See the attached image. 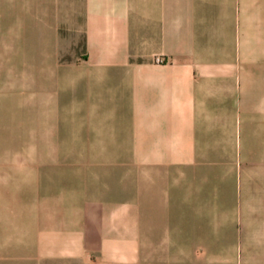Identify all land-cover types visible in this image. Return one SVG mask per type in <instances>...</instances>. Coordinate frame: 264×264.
<instances>
[{
	"label": "crops",
	"instance_id": "1",
	"mask_svg": "<svg viewBox=\"0 0 264 264\" xmlns=\"http://www.w3.org/2000/svg\"><path fill=\"white\" fill-rule=\"evenodd\" d=\"M0 1V46L62 68L58 127L100 147L89 169L50 171L41 156L24 254L0 259L264 264V0H211L213 14L210 0ZM210 49L223 58L193 56Z\"/></svg>",
	"mask_w": 264,
	"mask_h": 264
},
{
	"label": "rangeland",
	"instance_id": "2",
	"mask_svg": "<svg viewBox=\"0 0 264 264\" xmlns=\"http://www.w3.org/2000/svg\"><path fill=\"white\" fill-rule=\"evenodd\" d=\"M201 5L211 14L217 11L211 0ZM11 12L10 3L0 1V31L9 30ZM43 52L0 46V250H16L19 254H24L20 249L25 243L26 205L40 200L41 156L50 155V171L89 169L97 163L89 162L86 153L100 148L68 144L72 142L73 127L59 129L63 114L58 100V76L63 71L52 59L49 64L41 63ZM193 53L195 58L202 56L212 62L223 58L217 49ZM224 58L231 60L233 52L229 50ZM157 59L162 62L157 63ZM154 61L165 64L168 57L157 55ZM117 99L120 101L121 97L118 95ZM130 121L131 115L123 112L114 116L113 124L122 127ZM31 171L34 177H30ZM11 260L0 259V264H13Z\"/></svg>",
	"mask_w": 264,
	"mask_h": 264
},
{
	"label": "built area",
	"instance_id": "3",
	"mask_svg": "<svg viewBox=\"0 0 264 264\" xmlns=\"http://www.w3.org/2000/svg\"><path fill=\"white\" fill-rule=\"evenodd\" d=\"M162 61L160 59H157V63H161Z\"/></svg>",
	"mask_w": 264,
	"mask_h": 264
}]
</instances>
